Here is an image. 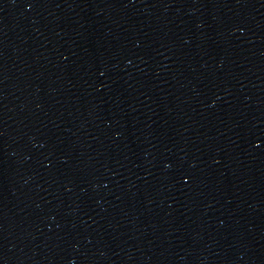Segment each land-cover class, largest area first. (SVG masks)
I'll return each instance as SVG.
<instances>
[{
    "label": "water",
    "instance_id": "water-1",
    "mask_svg": "<svg viewBox=\"0 0 264 264\" xmlns=\"http://www.w3.org/2000/svg\"><path fill=\"white\" fill-rule=\"evenodd\" d=\"M0 264H264V0H0Z\"/></svg>",
    "mask_w": 264,
    "mask_h": 264
}]
</instances>
